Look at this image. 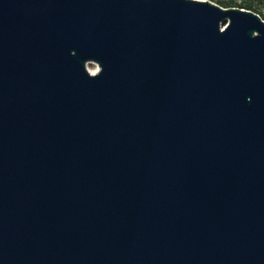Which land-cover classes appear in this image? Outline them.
Instances as JSON below:
<instances>
[{"label":"water","instance_id":"1","mask_svg":"<svg viewBox=\"0 0 264 264\" xmlns=\"http://www.w3.org/2000/svg\"><path fill=\"white\" fill-rule=\"evenodd\" d=\"M0 264H264V20L0 0Z\"/></svg>","mask_w":264,"mask_h":264},{"label":"trees","instance_id":"2","mask_svg":"<svg viewBox=\"0 0 264 264\" xmlns=\"http://www.w3.org/2000/svg\"><path fill=\"white\" fill-rule=\"evenodd\" d=\"M211 1L223 8H240L252 11L258 14L262 18V12L260 7L263 3V0H243L242 2L238 3L235 0H208ZM264 20V18H262Z\"/></svg>","mask_w":264,"mask_h":264},{"label":"rangeland","instance_id":"3","mask_svg":"<svg viewBox=\"0 0 264 264\" xmlns=\"http://www.w3.org/2000/svg\"><path fill=\"white\" fill-rule=\"evenodd\" d=\"M235 1H237L238 3H240V2H242L243 0H235ZM260 10H261V12H262V18H264V0H263V3H262V5H261V7H260ZM222 28H223V26H222ZM87 68H88V70H89V69L92 70V69L94 68V65H88Z\"/></svg>","mask_w":264,"mask_h":264},{"label":"bare ground","instance_id":"4","mask_svg":"<svg viewBox=\"0 0 264 264\" xmlns=\"http://www.w3.org/2000/svg\"><path fill=\"white\" fill-rule=\"evenodd\" d=\"M96 66L94 65V68L91 70V69H89V71L91 72V73H95L96 72Z\"/></svg>","mask_w":264,"mask_h":264}]
</instances>
